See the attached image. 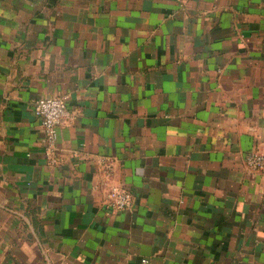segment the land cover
<instances>
[{
  "label": "crops",
  "instance_id": "1",
  "mask_svg": "<svg viewBox=\"0 0 264 264\" xmlns=\"http://www.w3.org/2000/svg\"><path fill=\"white\" fill-rule=\"evenodd\" d=\"M0 264H264V0H0Z\"/></svg>",
  "mask_w": 264,
  "mask_h": 264
},
{
  "label": "built area",
  "instance_id": "2",
  "mask_svg": "<svg viewBox=\"0 0 264 264\" xmlns=\"http://www.w3.org/2000/svg\"><path fill=\"white\" fill-rule=\"evenodd\" d=\"M31 109L33 115L40 121L46 150H51L56 138L57 126L68 115L67 98L65 96H39L34 99ZM246 160L252 167L263 166V156L256 152H249ZM131 196L126 189H112L108 194L111 208L118 210L127 208Z\"/></svg>",
  "mask_w": 264,
  "mask_h": 264
}]
</instances>
